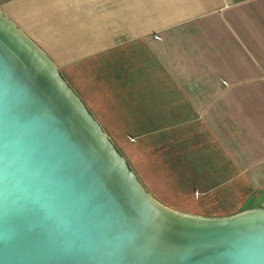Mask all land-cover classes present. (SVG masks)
I'll return each mask as SVG.
<instances>
[{
  "label": "water",
  "instance_id": "1",
  "mask_svg": "<svg viewBox=\"0 0 264 264\" xmlns=\"http://www.w3.org/2000/svg\"><path fill=\"white\" fill-rule=\"evenodd\" d=\"M256 211L210 219L158 204L0 12V264H264Z\"/></svg>",
  "mask_w": 264,
  "mask_h": 264
},
{
  "label": "crops",
  "instance_id": "2",
  "mask_svg": "<svg viewBox=\"0 0 264 264\" xmlns=\"http://www.w3.org/2000/svg\"><path fill=\"white\" fill-rule=\"evenodd\" d=\"M0 12L96 122L89 104L115 123L220 124L192 169L264 190V0H0Z\"/></svg>",
  "mask_w": 264,
  "mask_h": 264
},
{
  "label": "rangeland",
  "instance_id": "3",
  "mask_svg": "<svg viewBox=\"0 0 264 264\" xmlns=\"http://www.w3.org/2000/svg\"><path fill=\"white\" fill-rule=\"evenodd\" d=\"M79 92L85 102H92L90 94ZM88 109L137 181L158 204L178 213L210 219L264 209V190L255 188L256 178L252 180L236 171L194 170L189 164L193 155L212 151V143L219 139L211 132L220 130V124L115 123L104 107L89 104ZM180 158L186 161L181 163ZM173 162L174 168L169 171ZM255 166L261 169L263 164Z\"/></svg>",
  "mask_w": 264,
  "mask_h": 264
},
{
  "label": "bare ground",
  "instance_id": "4",
  "mask_svg": "<svg viewBox=\"0 0 264 264\" xmlns=\"http://www.w3.org/2000/svg\"><path fill=\"white\" fill-rule=\"evenodd\" d=\"M257 209H251V210H246V211H255V212H258V211H256ZM246 211H244V212H246Z\"/></svg>",
  "mask_w": 264,
  "mask_h": 264
}]
</instances>
